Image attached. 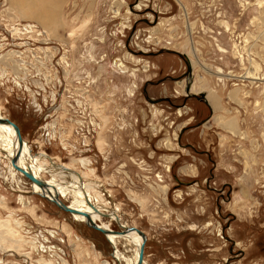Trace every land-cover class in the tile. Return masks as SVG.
Returning <instances> with one entry per match:
<instances>
[{"label":"rangeland","instance_id":"rangeland-1","mask_svg":"<svg viewBox=\"0 0 264 264\" xmlns=\"http://www.w3.org/2000/svg\"><path fill=\"white\" fill-rule=\"evenodd\" d=\"M0 113L146 234L147 264H264V0H0ZM112 252L0 154V264Z\"/></svg>","mask_w":264,"mask_h":264},{"label":"bare ground","instance_id":"bare-ground-1","mask_svg":"<svg viewBox=\"0 0 264 264\" xmlns=\"http://www.w3.org/2000/svg\"><path fill=\"white\" fill-rule=\"evenodd\" d=\"M34 3H36V2H34ZM179 4H181V3L179 2ZM36 5H37V3H36ZM20 6H21V4H20ZM30 6H31V4H30ZM24 7L28 8L27 6H24ZM30 9L32 10V8H30ZM32 17H35V19L38 18L37 14H35V13L32 15ZM190 28H192V24L187 25V31L188 32H190ZM122 65L123 64L121 63L120 66H122ZM204 70L207 73L211 72V70L209 71V68L206 67L205 65H204ZM229 73L224 74L223 70L221 68H216L213 72H211V74H214L217 76H222L225 79H232V78L236 77L235 75H230ZM256 74H255V72L247 71L245 73V76L242 78L243 79L257 80V81L261 80L260 78H257L255 76ZM180 84H182V83H180ZM191 92H192V88H191ZM186 94L190 95V89H189V92ZM203 99L206 100L205 97ZM182 112H183V110L179 109L178 114L181 116L183 114ZM184 112H185V110H184ZM0 118H6V117L2 116V114L0 113ZM225 125L227 126V128L229 130H231L235 133L237 132L236 131L237 123H236L235 119H230V120L226 121ZM20 135H21V133H20ZM17 149H18V143H17V138H16V134H15L14 130L11 129V127H9L8 125L0 124V154L1 153L5 154V157L7 158L8 163H9V167L14 169L15 171H17V170L12 166L10 159L12 156H14ZM47 158L49 159L48 161H50V158L47 157L45 154L33 155L31 153L30 147L22 139V148H21V153L17 159V165L20 168L24 169L25 171L30 172L36 179L43 182L44 185L46 186V188H40V187L34 185L33 183H31L27 179L30 183L31 194L32 193L38 194L43 199L54 204L55 206H56V204L52 201L53 196H55V195H57L59 201L61 203H63L62 199L67 194L71 195L72 197H77L76 195L82 194V197H80V199L77 198V202L76 201L73 202L74 198H72V202L66 206L68 208L74 209L78 212L88 214L90 216L91 222H93L98 228L103 229V230L108 232V234H102L101 232L100 233L102 235H104V237L107 239V241L110 243L112 249L114 250V253L112 252V257L114 258L115 263L118 262L119 264H137L138 255H139V248H140V245L142 243L141 237L135 231H127L124 234H122L121 230L120 231L119 230H112L108 224L102 222L103 218H108V219L114 221L115 223L119 222L120 226H122L124 228H130L131 226L129 227L126 223L121 222L119 216L117 215L116 211L118 209V206L115 205L116 206L115 211L109 210L108 204L103 203L104 201H103V199H101L100 194H98L96 192H92L91 188H90L91 186H85V184H83L84 180L86 181V179H88L89 177H86L85 175H82V174H78L76 171L71 169V167H69L65 164L64 165H58V164H54V162H52V161L50 163L51 165L47 164V162H48ZM48 172L52 173L51 178L45 180L42 177V174L48 173ZM18 173L20 174L21 177L25 178L20 172H18ZM88 174H87V176H90ZM60 176H64V177L68 178L69 182L64 181V180H61V181L56 180V177H60ZM85 189H87V190L85 191ZM98 203H101V206L98 205ZM102 206L103 207L105 206L107 208L106 209L102 208ZM70 216L73 220L79 222L80 224L83 223L87 227H89L86 224V219L84 217L78 216V215H72V214H70ZM89 228H91V227H89ZM93 230H95V229H93ZM95 231H97V230H95ZM142 233L144 234V232H142ZM144 235L146 237V234H144ZM5 237H7V236H5ZM146 239H147V237H146ZM120 240H122V244L124 246L129 247V249L131 247L134 249V255H130L128 257H125V255L117 248L118 247L117 244L120 242ZM145 243H146V241L144 242V249H145ZM142 264H147L144 261V254H143Z\"/></svg>","mask_w":264,"mask_h":264},{"label":"water","instance_id":"water-1","mask_svg":"<svg viewBox=\"0 0 264 264\" xmlns=\"http://www.w3.org/2000/svg\"><path fill=\"white\" fill-rule=\"evenodd\" d=\"M163 52H166V53H171V54H175L177 55L178 57H180L181 59H183L185 61V65L187 67V74H186V77H191V72H192V69H191V66L189 64V62L187 61V57L184 56V55H181L180 53L178 52H175V51H170V50H164L162 49L159 53H163ZM189 83H187V87H186V93L189 92ZM193 96V95H192ZM187 97H189V95H187ZM196 97V96H195ZM204 98V97H203ZM0 124H5V125H8L9 127H11V129L14 130L15 134H16V138H17V143H18V149L17 151L15 152L14 156L11 157L10 161H11V164L12 166L18 171L20 172L26 179H28L31 183H33L34 185L40 187V188H46V186L44 185L43 182L39 181L38 179H36L30 172H27L25 171L24 169L20 168L18 165H17V159L21 153V148H22V137L20 135V131H19V128L14 124L12 123L10 120H8L7 118H0ZM56 206L66 212V213H70L72 215H78V216H82L86 219V224L101 232L102 234H108L107 231L103 230V229H100L98 228L93 222H91V219H90V216L86 213H81V212H78L74 209H70L68 208L66 205H64L63 203H61L58 199V196L55 195L53 196V200H52ZM117 226L119 227V231L121 230L122 234H124L125 232L127 231H135L142 239V243L140 245V248H139V255H138V261H137V264H142L143 262V254H144V242L146 241V237L145 235L133 228V227H130V228H124L122 226H120L119 222H116ZM118 233V232H117Z\"/></svg>","mask_w":264,"mask_h":264},{"label":"crops","instance_id":"crops-1","mask_svg":"<svg viewBox=\"0 0 264 264\" xmlns=\"http://www.w3.org/2000/svg\"><path fill=\"white\" fill-rule=\"evenodd\" d=\"M107 224V223H106Z\"/></svg>","mask_w":264,"mask_h":264}]
</instances>
